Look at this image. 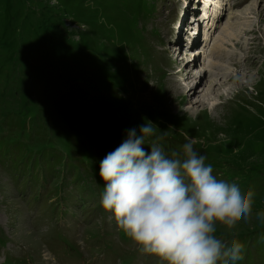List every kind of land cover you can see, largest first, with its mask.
<instances>
[{"label":"rangeland","instance_id":"rangeland-1","mask_svg":"<svg viewBox=\"0 0 264 264\" xmlns=\"http://www.w3.org/2000/svg\"><path fill=\"white\" fill-rule=\"evenodd\" d=\"M192 1L198 18L223 4L193 48L175 42L190 0H0V264H166L100 205V161L147 121L167 152L194 139L214 175L255 191L251 220L218 224L217 235L245 245L236 264H264V23L246 15L264 0ZM231 56L240 80L198 103L212 78L196 80L204 62ZM189 61L185 82L174 72ZM86 178L97 201L74 187Z\"/></svg>","mask_w":264,"mask_h":264},{"label":"clouds","instance_id":"clouds-1","mask_svg":"<svg viewBox=\"0 0 264 264\" xmlns=\"http://www.w3.org/2000/svg\"><path fill=\"white\" fill-rule=\"evenodd\" d=\"M156 128L147 121L139 133L129 129L127 138L100 161L102 209L112 214L118 230L141 254L157 256L166 264L243 260L245 245L218 236L217 225L233 228L242 219L250 221L255 191L242 192L238 176L214 175L207 157L194 150V139L167 152ZM256 217L264 220V212Z\"/></svg>","mask_w":264,"mask_h":264},{"label":"bare ground","instance_id":"bare-ground-1","mask_svg":"<svg viewBox=\"0 0 264 264\" xmlns=\"http://www.w3.org/2000/svg\"><path fill=\"white\" fill-rule=\"evenodd\" d=\"M187 1H189V0H187ZM190 1L191 2L188 5L186 4V6L183 8V15L181 16V19H180L183 27H185V31H186L185 37L186 38H183L184 40H180V37H177L175 39V42L176 41H186V43L188 42L187 44H189V47L193 48V47L198 45V40L196 39L197 36H200V31H199L200 29H198V26L200 24H205L206 21L209 20L211 17H212V20L214 19L213 23H210V25H209V22H207L206 27L208 28L209 26H213V24L219 18L218 14H220V8L223 7V4H220V2H218L216 9L210 10L209 11L210 13L209 12L205 13V11H204V16L201 14L200 18H198L199 17V12L197 11L198 8H197V6H195L196 4H194V2L192 0H190ZM202 1H203L202 6L203 5L209 6L213 0H202ZM222 3H223V1H222ZM259 5H260V2L258 3V6ZM253 6L256 7L257 4L254 3L251 8H253ZM235 7L237 8L239 6L236 5ZM251 8L248 9V12L246 13V15L248 16V15L256 14L257 17L262 21V23H264V10L263 9L260 10V8H258V9H255V8L251 9ZM245 11L246 10H244V13H245ZM205 16H207V17H205ZM220 19L221 18H219L218 20H220ZM197 29L199 32L197 31ZM206 30L207 29L204 30V33L206 32ZM217 30H218V28L215 29V32H217ZM230 31L231 30H227L225 40L227 43L234 46V49H237V47H239L241 44V40H240L241 36H238V34H233ZM253 31L254 30H252L251 32H253ZM216 49L217 50L219 49L218 52L216 53V55L218 56V58H221V51L220 50H222L223 47H217ZM200 54H201V51L198 52V56ZM196 58H197V56H195L194 62L196 61ZM234 58H235V56H231L226 65L221 64V63H217V62H213V61L210 63H207V64H205V62H204V66L201 67V69H200V71H202V74L200 76H198V74H196L195 75V77H197L196 80L197 81L200 80V82L203 81V78H205L207 76V73L212 78L209 82V90L204 95V97L206 96L207 98L200 100V102H198V103L203 104V103H205L206 99L212 98V97L214 100L216 98L222 100L225 97V95H227L226 94L227 92H225V95H223L224 92H222V89H225L228 92H230V90H232V88L235 87L236 83L234 81L236 79L240 80V77H239V74H233V73L237 72V71H235V69L233 67H239L238 64H236V62L234 61ZM192 65H193V63L191 64L190 61L186 64L181 63V65L178 66L177 69L175 70L174 75L175 76L176 75H182V77H183L182 81L187 82L188 79L185 80L184 75H186L185 72L187 70H189L188 68L192 67ZM242 76H244V75H242ZM243 80L247 81V77H245V79H243ZM183 90H185V86H183ZM189 92L190 93H193V92L196 93L197 90L190 89ZM175 97L177 98V95H175Z\"/></svg>","mask_w":264,"mask_h":264},{"label":"trees","instance_id":"trees-1","mask_svg":"<svg viewBox=\"0 0 264 264\" xmlns=\"http://www.w3.org/2000/svg\"><path fill=\"white\" fill-rule=\"evenodd\" d=\"M121 137H123V138H127V136H121ZM124 141V140H123ZM123 141H121V142H123ZM108 145H110V144H108ZM88 179H90V178H86V180H88ZM90 180H92V181H89V183H85L84 184V186H82V184H80V183H77V184H74V187L76 186V190H78L77 189V187H82L81 188V190L82 191H85V192H87L89 195V197H93L96 201H97V199L95 198V195H94V191L93 190H96V187L92 184V182L94 183V181H95V179H90ZM81 185V186H78V185ZM73 189V188H72ZM21 198H23V197H21ZM31 199H34V198H31ZM30 200V199H29ZM35 200V199H34ZM52 210L54 211V208H52ZM263 249H261V251H262Z\"/></svg>","mask_w":264,"mask_h":264}]
</instances>
